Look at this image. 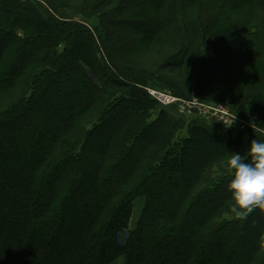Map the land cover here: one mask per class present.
Here are the masks:
<instances>
[{
  "label": "trees",
  "instance_id": "1",
  "mask_svg": "<svg viewBox=\"0 0 264 264\" xmlns=\"http://www.w3.org/2000/svg\"><path fill=\"white\" fill-rule=\"evenodd\" d=\"M115 1L87 4L91 30L0 0V264H264V212L230 211L221 163L264 136L185 128L146 90L259 105L264 0ZM118 29L134 50L178 51L155 71L124 64Z\"/></svg>",
  "mask_w": 264,
  "mask_h": 264
},
{
  "label": "rangeland",
  "instance_id": "2",
  "mask_svg": "<svg viewBox=\"0 0 264 264\" xmlns=\"http://www.w3.org/2000/svg\"><path fill=\"white\" fill-rule=\"evenodd\" d=\"M42 2V6L46 7L48 11L53 13L56 17H61V19H71L76 21L82 25H85L91 30H94L96 26L99 24L98 14L94 13L93 10H87L85 7L87 4H90L92 0H37ZM118 0L115 1V4ZM46 3L47 5H45ZM168 1L166 2V4ZM153 4V3H152ZM151 5V4H150ZM152 7L150 6V10ZM245 9V8H243ZM238 17L240 13L237 14ZM142 27L148 31L152 30L151 24H142ZM147 31V32H148ZM151 33V32H150ZM152 34V33H151ZM121 32L118 29V34L116 33L113 37V40L118 44L125 45L127 47L125 50L127 53L123 55H118V60L124 62V64H133L137 66L138 64L143 65L144 67L153 69L157 68V66L167 58V56L175 51H178V47L168 46H160L156 45L149 46L148 48L134 50L132 37H125L120 42ZM120 36V37H119ZM120 45V47H122ZM173 78V75H171ZM176 84L184 86L185 92L187 94H191L190 88L186 89L184 82L179 80L178 78L174 79ZM188 86V85H187ZM147 88V87H146ZM158 91L168 92L173 97L174 101L168 105H163V103H159L160 106L164 107L165 111H169L172 115L171 118L174 121H182L183 126L185 128L188 127L189 121L198 118L206 122L208 126H223L225 128H239L243 129L250 128L252 131L258 134H262L264 136V128L259 124H264V92H260V88L257 90L258 94H260V98L262 101L259 105L252 107L251 105L244 107V109H231L229 104L225 101H216L218 98L217 94L211 93V100H202L197 98L196 96L189 97H179L169 91L168 89H161V87L151 86ZM216 99V100H214ZM193 102L199 108L201 113H198L196 109L191 110V106ZM234 120L232 122V119ZM255 117L258 119L255 122L252 118ZM232 122V123H231ZM231 123L230 126L228 124ZM143 197H135L132 202V210L129 216L127 227L123 229L121 232V236L125 237L134 223V220L140 213L141 207L143 206ZM125 239V238H124ZM112 264H123L121 259H116Z\"/></svg>",
  "mask_w": 264,
  "mask_h": 264
},
{
  "label": "clouds",
  "instance_id": "3",
  "mask_svg": "<svg viewBox=\"0 0 264 264\" xmlns=\"http://www.w3.org/2000/svg\"><path fill=\"white\" fill-rule=\"evenodd\" d=\"M245 151L247 156L232 152L221 162L228 177V206L237 217L256 209L264 212V141L252 139Z\"/></svg>",
  "mask_w": 264,
  "mask_h": 264
},
{
  "label": "built area",
  "instance_id": "4",
  "mask_svg": "<svg viewBox=\"0 0 264 264\" xmlns=\"http://www.w3.org/2000/svg\"><path fill=\"white\" fill-rule=\"evenodd\" d=\"M147 91L160 104L163 103V105H168L174 101L173 97L168 92L158 91V90H155V89L150 88V87L147 88ZM190 108H191V110L196 109L197 111H199L198 113H201V111L199 110V108L196 106V104L194 102Z\"/></svg>",
  "mask_w": 264,
  "mask_h": 264
},
{
  "label": "bare ground",
  "instance_id": "5",
  "mask_svg": "<svg viewBox=\"0 0 264 264\" xmlns=\"http://www.w3.org/2000/svg\"><path fill=\"white\" fill-rule=\"evenodd\" d=\"M148 88V87H147ZM147 88H146V90H147ZM148 92V91H147Z\"/></svg>",
  "mask_w": 264,
  "mask_h": 264
}]
</instances>
